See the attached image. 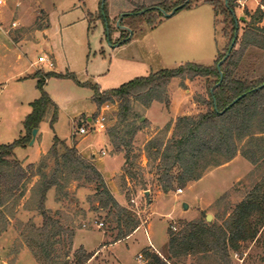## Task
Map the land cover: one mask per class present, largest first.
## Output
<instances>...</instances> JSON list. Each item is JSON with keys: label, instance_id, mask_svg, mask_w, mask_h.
Segmentation results:
<instances>
[{"label": "rangeland", "instance_id": "rangeland-1", "mask_svg": "<svg viewBox=\"0 0 264 264\" xmlns=\"http://www.w3.org/2000/svg\"><path fill=\"white\" fill-rule=\"evenodd\" d=\"M100 1L103 0H8L0 5V144L11 143L26 134L27 111L32 110L31 103L42 94L37 87V72L74 74L82 84L72 77L55 74L46 79L43 90L59 107L56 119L51 123L54 112L48 109L39 123L34 143L17 146L15 157L28 167L24 160L39 161L42 155L38 150L49 151L55 137L67 144L83 146L95 134L105 136L114 152L118 151L113 140L122 142L124 139L126 144L131 143L137 180L130 181V185L124 181V165L114 179L123 194L132 198L138 193L136 203L130 200L126 206L135 212L143 227L112 245V252L100 244L104 240L113 241L117 231L107 220L105 211L94 209L93 184L73 181L69 186L70 198L62 201H58L56 189L51 188L46 207L52 212L58 210L61 223L74 230L72 254L82 247L81 243L88 250L101 251L89 264H145L143 249L160 254L167 252L169 229L178 233L185 224L202 219L222 224L248 191L264 180V164L256 166L238 154L227 163L206 171L197 183L182 188L183 191L178 188L164 193L159 187L155 169L146 157V146L150 140L162 138L168 124H171L167 133L170 136L178 117L198 115L207 110L202 102L208 97V82L204 77L173 78L167 87L168 106L154 101L153 107H146L144 94L133 97L128 120L120 126V100L105 101L102 105L109 104L107 129L74 135L81 120L92 116L102 106L93 100L95 89L83 83L97 85L102 92L186 62L214 65L227 52L233 34L230 18L219 11L215 15L212 6L204 0H192L191 7L180 9L169 17L157 12L127 16L141 5L148 7L166 0H105L107 18L101 15ZM219 1V4L226 3V0ZM260 6L264 11V0L237 2L235 15L239 38L246 23L252 22L246 11L253 14ZM260 25H264V16ZM41 55H46L53 66L39 62ZM238 72L249 78L264 76V49L249 47ZM114 128L119 132L118 138ZM135 128L139 130L133 136ZM96 144L103 146L100 139ZM124 148H127L125 144ZM37 180L38 177L32 178L25 197L15 206L14 212L11 210L14 215H11L8 228L0 234V264H40L31 246L42 241L39 227L43 217L29 200V189ZM139 180H145L155 199L151 209L140 192L142 186L136 183ZM2 209L9 214L7 207L2 206ZM208 215L212 216L211 220L207 219ZM60 238L69 242L68 234ZM57 246L62 249L61 244ZM139 255L143 257L141 260ZM227 260L211 251L192 252L172 262L264 264V227L255 240L242 242L241 249L231 252Z\"/></svg>", "mask_w": 264, "mask_h": 264}, {"label": "trees", "instance_id": "trees-1", "mask_svg": "<svg viewBox=\"0 0 264 264\" xmlns=\"http://www.w3.org/2000/svg\"><path fill=\"white\" fill-rule=\"evenodd\" d=\"M238 1L228 0L219 4V0H204L212 6L215 15L219 11L226 14V18H230L233 31L231 42L236 40L228 57L221 64L223 78L220 83L217 64L228 50L214 65L186 62L174 69H163L135 78L107 91L101 92L97 85L83 83L95 89L93 100L99 106L105 101L120 100V126L128 120L133 97L144 94L146 107H150L154 101L168 106L170 100L167 87L173 78H206L208 97L202 102L207 110L198 115L178 117L170 136L167 133L170 132L171 124H168L164 136L150 140L146 146L148 163L155 169L158 185L164 193L187 187L191 182L201 179L209 169L227 163L238 154L256 166L264 164V86L258 88L264 83V76L249 78L238 72L244 53L249 47L264 49V25H260L264 11L261 6L253 14L246 11L252 22L246 23L239 38V25L235 15ZM191 2L192 0H166L148 7L141 5L127 16H143L151 12L162 15L159 8L169 12L181 4L184 6L180 9L189 8L192 6ZM99 7L102 10L101 15L107 18L105 1H100ZM237 43L238 48L235 47ZM52 74L72 77L82 84L74 74L36 73L37 87L42 94L31 103L32 110L24 120L26 134L11 143L0 144V234L8 228L14 208L25 197L32 178L38 177L29 189V200H32L35 209L43 217V224L39 227L42 241L31 246L37 261L40 264H85L92 254L83 247L72 254L74 230L61 223L58 210L52 212L46 207L47 193L51 188L56 189L57 199L62 201L70 198L69 186L73 181L82 180L86 184H93L96 203L94 209L105 211L107 220L114 224V230L117 231L112 242L129 237L141 222L132 209L117 201L97 166L79 153L76 144L68 145L55 137L49 151L37 163L28 164V167L15 157L14 149L31 141L33 129L38 128L48 109L54 112L51 123L56 119L59 107L43 90L46 79ZM243 93L245 95L231 105ZM114 130L118 138L117 128ZM138 130L139 128H135L132 135H136ZM123 141L125 140H113V145L116 151L125 152L123 171L124 181L127 183L137 180L134 172L137 165L132 160L131 143L126 144ZM124 144L127 148L122 149ZM136 183L142 189H147L145 180ZM126 197L131 199L127 193ZM2 206L7 207L9 214ZM263 227L264 180L248 191L222 224L202 219L185 224L178 233L169 229L167 252L160 254L149 248L143 249L145 264H178L172 260L188 256L192 252L211 251L221 254L227 260L231 252L241 249L242 242L255 240ZM64 234L69 236L67 243L64 238H60ZM59 244L62 249L57 248Z\"/></svg>", "mask_w": 264, "mask_h": 264}, {"label": "crops", "instance_id": "crops-1", "mask_svg": "<svg viewBox=\"0 0 264 264\" xmlns=\"http://www.w3.org/2000/svg\"><path fill=\"white\" fill-rule=\"evenodd\" d=\"M155 103H153L151 105V107H153V105ZM30 112H31V109H28L27 114H29ZM93 136H94V138H92L90 141H88L87 144H85L83 146H82V144L80 145V143H78V144L76 143V147H77L79 153L84 158H86L88 160H91L97 166V168L99 169V171L103 175L107 186L109 187V189L111 190L112 194L114 195V197L117 199V201L120 204H122L123 206H126L127 202L130 201V200L134 201L136 203V196H137L138 193H135L134 197H132L129 200L126 197V194H123V192L120 191L119 187L115 183V179L114 178L120 172H122V167H123L124 161H125L124 155L121 152H114L112 150L111 146L109 145L108 139H106L105 136L104 137H98L97 134H95ZM97 139H100L101 143L103 144L102 147H98L97 146V144H96V140ZM84 141H85V139H83V142ZM68 145H72V144H68ZM45 152L46 151H44L42 148H40L38 150V154H40V155L45 154ZM24 161H25L24 163L30 164V163L38 162V159L27 160V161L24 160ZM197 181H194L193 183L188 185V187L194 185L195 183H197ZM128 185H130L129 181H128ZM140 192L143 193L144 199L148 201L149 209H151V206L153 205V203H155V199H153L152 195H151V190L150 189H141ZM158 192L160 193L161 191H158ZM56 203H59V202L56 201ZM150 216H151V214H150ZM149 224H148V227H149ZM142 227L143 226L140 225L138 227V229H136V231L141 229ZM136 231H134V232H136ZM88 232H91V231H88ZM126 239H124V240H126ZM121 241H123V240H119V241H116V242H112V241L107 242L106 240H104L100 244L101 245L100 247H105L106 250L108 249L109 251H111L112 245L117 244V243H119ZM80 245L85 249L86 252L92 254L90 259L85 264H89L90 262H92V260L95 261L97 255L101 252V251H99V249H95V250H92V251L88 250V249L85 248L83 243H81ZM151 245L154 246L153 244H151ZM154 247L156 248V246H154Z\"/></svg>", "mask_w": 264, "mask_h": 264}, {"label": "built area", "instance_id": "built-area-1", "mask_svg": "<svg viewBox=\"0 0 264 264\" xmlns=\"http://www.w3.org/2000/svg\"><path fill=\"white\" fill-rule=\"evenodd\" d=\"M8 0H0V5H5ZM39 62H46L49 66H53V62L46 56L41 55L39 56ZM109 108V104H104L100 107L99 111L89 117H84L80 124L75 128L73 132L74 135H86L90 131H97L102 132L107 129V114L106 111ZM179 191H182L179 189ZM100 226L103 225V222L99 224ZM143 257L139 255L138 259L141 260Z\"/></svg>", "mask_w": 264, "mask_h": 264}, {"label": "water", "instance_id": "water-1", "mask_svg": "<svg viewBox=\"0 0 264 264\" xmlns=\"http://www.w3.org/2000/svg\"><path fill=\"white\" fill-rule=\"evenodd\" d=\"M105 0H103V2H104ZM189 0H186V2H188ZM226 2H227V0H226ZM184 6V4H181V5H178V6H176V7H174L170 12H166L165 10H163V9H161V8H159L160 10H161V12L165 15V16H167V17H169V16H172L174 13H176L177 12V10L178 9H180V8H182ZM235 42H236V40L234 39L232 42H231V44H230V46H229V48H228V52H227V54L218 62V64H217V67H218V70H219V73H220V81H219V83L221 82V80H222V78H223V72H222V70H221V64L226 60V58L228 57V55H229V53H230V51L233 49V47H234V45H235ZM218 83V84H219ZM264 86V83L263 84H261L260 86H258V88H260V87H263ZM245 95V93H243L242 95H240L239 97H237V98H235L234 99V101L231 103V105L232 104H234L235 102H237L241 97H243ZM37 132H38V129L37 128H34L33 129V131H32V135H33V139L31 140V142H30V144H33L34 143V138H35V136H36V134H37ZM187 204H185V207L187 208ZM207 219L208 220H211L212 219V216L211 215H208L207 216Z\"/></svg>", "mask_w": 264, "mask_h": 264}]
</instances>
